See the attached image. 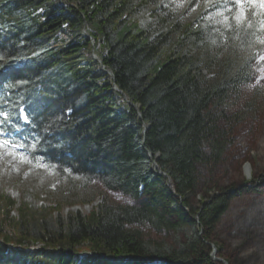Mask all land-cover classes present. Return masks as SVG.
<instances>
[{
    "label": "trees",
    "instance_id": "obj_1",
    "mask_svg": "<svg viewBox=\"0 0 264 264\" xmlns=\"http://www.w3.org/2000/svg\"><path fill=\"white\" fill-rule=\"evenodd\" d=\"M144 4L0 0L7 130L59 178L98 182L134 202L64 215L0 191V264H213L206 243L231 196L207 179L233 147L234 120L221 108L240 80L208 79L185 49L189 28L144 29ZM94 40L112 76L91 57ZM260 207L242 231L264 243V200Z\"/></svg>",
    "mask_w": 264,
    "mask_h": 264
},
{
    "label": "rangeland",
    "instance_id": "obj_2",
    "mask_svg": "<svg viewBox=\"0 0 264 264\" xmlns=\"http://www.w3.org/2000/svg\"><path fill=\"white\" fill-rule=\"evenodd\" d=\"M137 19L151 32L166 31L171 24L182 30L189 28L192 36L186 40L185 49L200 60L208 79L227 75L240 80L221 108L234 120L233 147L213 177L207 179L213 186L226 189L231 200L213 243H208L220 249L216 257L228 264H264L261 234L242 231L244 223L250 224L259 216L264 200V0H146ZM92 42V59L112 76L95 53L99 46ZM4 138L8 143L0 147V191L6 196L19 200L25 195L26 202L36 208L62 207L64 215L80 212L87 216L103 200L110 205L134 204L98 182L85 185L75 177L59 178L13 148L12 139ZM213 194L218 193L208 197L212 199ZM195 201L200 202L201 196ZM145 235L159 239L149 232ZM209 248L212 259L213 247Z\"/></svg>",
    "mask_w": 264,
    "mask_h": 264
},
{
    "label": "snow or ice",
    "instance_id": "obj_3",
    "mask_svg": "<svg viewBox=\"0 0 264 264\" xmlns=\"http://www.w3.org/2000/svg\"><path fill=\"white\" fill-rule=\"evenodd\" d=\"M17 131H19V129H17ZM4 137H6V133L0 130V147H4L8 143V141ZM12 147L13 148L23 147V144L13 143ZM9 154L14 155L15 153L10 152ZM21 159H23V156H21Z\"/></svg>",
    "mask_w": 264,
    "mask_h": 264
},
{
    "label": "water",
    "instance_id": "obj_4",
    "mask_svg": "<svg viewBox=\"0 0 264 264\" xmlns=\"http://www.w3.org/2000/svg\"><path fill=\"white\" fill-rule=\"evenodd\" d=\"M96 59V58H95ZM97 60V59H96ZM115 90L116 91H118V89L115 87ZM146 129H147V127H146ZM160 175H163L164 177H167L165 174H162V173H160ZM170 185V181L168 182V186ZM200 235H202V232L200 233ZM208 246H210L211 248L213 247V252H214V254H213V256H212V261H215V262H218V263H220V264H228L226 261H224V260H221V259H219V258H216V248L213 246V245H211L210 243H206Z\"/></svg>",
    "mask_w": 264,
    "mask_h": 264
},
{
    "label": "bare ground",
    "instance_id": "obj_5",
    "mask_svg": "<svg viewBox=\"0 0 264 264\" xmlns=\"http://www.w3.org/2000/svg\"><path fill=\"white\" fill-rule=\"evenodd\" d=\"M216 254H218V251H217V253ZM217 258V257H216Z\"/></svg>",
    "mask_w": 264,
    "mask_h": 264
}]
</instances>
